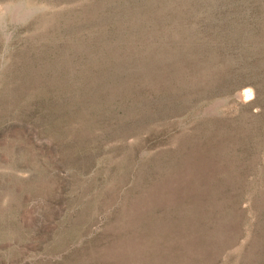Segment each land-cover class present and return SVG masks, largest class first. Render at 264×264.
<instances>
[{"label": "rangeland", "instance_id": "1", "mask_svg": "<svg viewBox=\"0 0 264 264\" xmlns=\"http://www.w3.org/2000/svg\"><path fill=\"white\" fill-rule=\"evenodd\" d=\"M0 264H264V0H0Z\"/></svg>", "mask_w": 264, "mask_h": 264}]
</instances>
